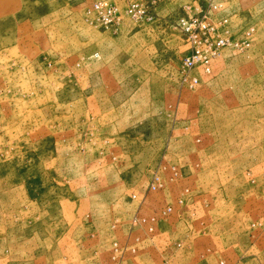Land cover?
<instances>
[{"label":"rangeland","instance_id":"374dc122","mask_svg":"<svg viewBox=\"0 0 264 264\" xmlns=\"http://www.w3.org/2000/svg\"><path fill=\"white\" fill-rule=\"evenodd\" d=\"M95 1L0 0V264H264V0L117 32ZM190 15L231 41L209 73Z\"/></svg>","mask_w":264,"mask_h":264},{"label":"built area","instance_id":"2783aa9c","mask_svg":"<svg viewBox=\"0 0 264 264\" xmlns=\"http://www.w3.org/2000/svg\"><path fill=\"white\" fill-rule=\"evenodd\" d=\"M122 1L124 8L112 0H96L91 6L86 8V13L95 23L105 28H114L117 32L124 24L125 16L136 23L154 21L156 18L152 11H154L158 3L164 0ZM208 1L212 2L213 0ZM213 8L217 9V5H213ZM220 21L226 24L228 23L227 19ZM179 25L182 31L185 32L187 40L192 43L191 54L183 59L185 69L192 70L196 67H201L205 72L209 73L213 60L220 55L224 48L231 45L230 38L216 34L218 25H214L206 17L200 18L190 15L187 18L180 19ZM190 81L193 84H197L198 78L193 77ZM156 187L155 184L150 185V189H156ZM172 210L173 207L168 206L164 213H171ZM156 221L157 219L155 217L148 220L146 218H134V222L151 223L152 225ZM149 229L152 230L151 227ZM115 250L118 251L119 248L116 247ZM132 252H136V249H132ZM220 264H225V261H221Z\"/></svg>","mask_w":264,"mask_h":264},{"label":"crops","instance_id":"0c3cea01","mask_svg":"<svg viewBox=\"0 0 264 264\" xmlns=\"http://www.w3.org/2000/svg\"><path fill=\"white\" fill-rule=\"evenodd\" d=\"M224 1H226L227 3H229L230 2V0H224ZM257 256H255L253 259L256 261L257 260Z\"/></svg>","mask_w":264,"mask_h":264}]
</instances>
